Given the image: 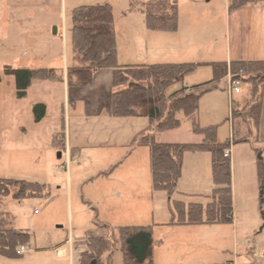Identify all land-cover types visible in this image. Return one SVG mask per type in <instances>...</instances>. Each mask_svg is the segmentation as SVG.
I'll list each match as a JSON object with an SVG mask.
<instances>
[{"label":"rangeland","instance_id":"374dc122","mask_svg":"<svg viewBox=\"0 0 264 264\" xmlns=\"http://www.w3.org/2000/svg\"><path fill=\"white\" fill-rule=\"evenodd\" d=\"M12 2L14 8L10 6ZM255 2L264 4V0ZM103 5L113 9L114 31L123 62L137 63L133 61H140L148 52L146 38L151 35L144 20L150 12L178 13L180 40L190 50L187 62L204 63L208 61L204 60L206 51L220 50L225 45L227 19L222 13L225 0H1L0 180L44 184L49 196L17 200L11 194L0 200V214L10 213V222L29 229L31 235L26 255L17 258L0 255V264H70L69 259H58L55 254L70 229L74 230L75 243L83 244L98 232L106 238L118 239V225H149L154 220L165 223L171 217L169 207L173 208V200L152 189L147 148L133 153L124 147L120 133L111 136L113 128L106 118L88 116L86 103L71 105L66 112L64 85L60 81H33L27 95L19 98L14 77L5 73L7 67H12L52 69L61 75L65 54L69 56V66L76 65L71 42L72 12L79 7ZM63 19L67 33L64 37L61 32L55 36L54 29L62 26ZM54 20L57 24H52ZM191 49L195 51L193 61ZM212 80L210 68L203 67L170 88L167 94L171 97L182 87L191 88ZM226 83L224 78L202 87L206 92L200 102V125L217 126L219 143H232V102ZM245 98V93L233 97L235 101ZM40 104L46 106V116L37 122L34 108ZM180 119L182 126L177 130L159 133L152 126L150 133L162 144L202 143L203 137L193 133L190 121L183 115ZM138 122L140 128L148 124L146 119ZM65 133L66 146H62L57 141ZM70 146L79 152L72 156L75 163L66 170ZM230 150L234 221L193 229L191 253L196 256L191 264H230L228 261H233L238 249L235 243L247 240L251 246L240 249L245 253L244 264H263L251 255L249 259L248 254L264 249V184L258 177L260 163L264 166V143L254 140L249 144L232 143ZM119 162L123 164L110 177L122 190L123 200L117 203L112 202L110 195L114 191L109 183L95 177L111 163ZM211 166L209 153L186 152L175 199L206 205L214 189ZM98 217L109 226L108 232L96 226ZM35 248H52L55 253L30 258V250ZM123 258L118 243L110 264H124Z\"/></svg>","mask_w":264,"mask_h":264},{"label":"trees","instance_id":"16d2710c","mask_svg":"<svg viewBox=\"0 0 264 264\" xmlns=\"http://www.w3.org/2000/svg\"><path fill=\"white\" fill-rule=\"evenodd\" d=\"M258 0H228L229 11L240 9ZM73 28L71 42L78 65L67 69L66 81L69 88H87L93 84L94 76L101 70L112 71V115L117 119H146L148 127L137 135L134 144L149 151L152 189L172 198L178 193L177 186L183 173V158L186 152H207L211 155L214 189L206 205L173 200L170 225L204 226L226 225L234 221L232 190V163L225 153L232 143L259 141L264 102V61L220 63H164L151 65H121L118 60L117 38L114 31V12L110 5L79 7L72 12ZM145 24L153 32L176 33L178 13L173 15L147 13ZM210 66L214 80L191 88L182 87L171 97L167 92L198 69ZM235 77L245 74L248 86L247 99L243 106L232 101V143H219L217 126L202 127L199 122L200 102L213 82L226 78L228 73ZM6 75L13 76L19 98L27 95L33 81H63V74L52 69H14L7 67ZM197 91V93H195ZM237 105V107H235ZM37 122L46 116V106L34 108ZM191 123L195 135L203 137L200 144L158 143L152 126L157 132L177 130L182 126L180 116ZM65 138V135H62ZM58 140V138H57ZM61 140V139H60ZM61 143V142H60ZM59 143V144H60ZM259 181L264 184V166L260 163ZM13 195L17 200L31 197H47L45 185L26 181L0 180V200ZM118 239L89 238L87 252L82 254L80 264H110L106 262L121 246L124 264H154V234L152 226H125L117 228ZM31 235L8 226L0 217V255L17 258L16 251L28 245Z\"/></svg>","mask_w":264,"mask_h":264},{"label":"crops","instance_id":"0c3cea01","mask_svg":"<svg viewBox=\"0 0 264 264\" xmlns=\"http://www.w3.org/2000/svg\"><path fill=\"white\" fill-rule=\"evenodd\" d=\"M10 6L11 8H14L15 4L12 2ZM222 13H224L227 19L225 45L224 47H221L220 50L212 48L211 50L206 51V59L204 60L208 61H203V64L220 62H227L228 64H230L233 62L264 61V4H257L256 2H253L240 9L229 11L228 0H225V7ZM62 23V26H58L57 34L55 36H58L60 32L62 34V37L66 35L67 28L65 26L64 19ZM52 24H57V20H54ZM146 31L149 33V35H151L147 36L146 38V41L148 40V52L143 56V58H141L140 61H133L137 63H130L131 61L123 62L120 59V45H118L117 43L119 64L151 65L164 63H190L187 62V60H189L188 56L190 55V50L186 46L187 44L184 41L180 40V31H177L176 33L153 32L148 31L147 28ZM193 56H195V51L194 49H191V61L194 60L192 59ZM76 65H78V62L76 63ZM68 67H70L69 56L68 54H65V61L61 73L64 76V80L60 81L64 85L65 111L67 112L71 105L76 107L79 102L86 103L88 104L87 109L89 110L88 116L92 118L96 117L99 120L103 117L106 118L113 128L111 131V136L113 137V134L118 135V133H120L119 136H121V139H123L124 147L132 150L133 153L136 152L138 149L143 148L136 146V144H134V140L138 134L147 129L148 124L145 127L140 128V126H138V121L140 119H117L114 118L112 115V71L101 70L97 72L94 76L93 84L90 87L69 88L66 81V73ZM206 67L210 68L211 73L213 75V69L210 66H205V68ZM200 69H198L197 71H199ZM243 93L247 95V85L244 87ZM246 99L247 98L242 101H235L234 99V101L243 106L246 102ZM141 126H144V124H141ZM64 135L65 138L61 136V141H57L61 142L62 146H66V133ZM258 138L259 141L256 143H264V102L261 116V125L258 131ZM77 149H73L72 146H70V151H67L66 170H68L71 164L75 163L72 159V156H77L76 154L77 152H79ZM230 154V158H232L231 150ZM120 164H123V162H119L118 164L111 163L109 167H107L103 171H100V173H98V175H96L95 177V180L102 178L103 180L105 179L109 183L110 190L114 191L111 192L112 195H110L112 196V202L117 203L123 200L121 195L122 190L121 188H119V191L117 185H115L116 183L111 182L110 177L115 172L114 169L118 168V165ZM91 181H93V179ZM168 199L170 201L177 200L175 199V197H173V199ZM169 208L171 217L165 223H158V221L154 220V223L149 225L126 224L118 225V227L116 228L125 226H152L154 234V264H191V261L196 256L191 253V231H193V229H195L196 227L201 226L170 225L172 221V208L171 206ZM0 217L7 221L9 227L17 231H26L30 233L29 229L18 228L14 226V223L10 222V213L5 212L3 213V215L0 214ZM96 226L106 231L109 228V226L104 221L102 222L100 218L99 224H96ZM74 235V230L70 229L66 235L65 242L60 247L56 248V253L52 250V248H35L30 250V258H34L35 255H42L51 251L56 254V258L58 259H69L70 264H76V257H78V264H80V258L82 254L87 252L88 240L86 241V243L76 244L74 240ZM90 238L106 237L104 233L98 232L96 235L91 236ZM249 242L250 241L247 240L240 243H235V247L236 249H238L235 252V257L233 261H228V263L244 264L245 253L242 252L240 249L243 247L251 246L249 245ZM29 247L30 243L28 244V248ZM255 254H258L260 256L256 257ZM113 255L114 253L107 257V263H110ZM250 255L251 258L253 257L256 260H260L261 263L263 262L264 264V249H260L258 252L253 251V254L250 251L248 257ZM251 258L249 257V259ZM255 264L257 263L255 262Z\"/></svg>","mask_w":264,"mask_h":264},{"label":"built area","instance_id":"2783aa9c","mask_svg":"<svg viewBox=\"0 0 264 264\" xmlns=\"http://www.w3.org/2000/svg\"><path fill=\"white\" fill-rule=\"evenodd\" d=\"M227 84H226V90L230 93L231 102L234 100V95H239L243 93L244 87L246 86L245 83V74L244 72H241L238 76H233L231 72L228 73L227 77ZM230 151H227L225 153V157H230ZM38 211H36V214ZM249 245H251V242H249ZM28 253V245H22L18 247L16 254L17 256L21 257ZM256 257H259L260 255L255 254Z\"/></svg>","mask_w":264,"mask_h":264},{"label":"water","instance_id":"95a60500","mask_svg":"<svg viewBox=\"0 0 264 264\" xmlns=\"http://www.w3.org/2000/svg\"><path fill=\"white\" fill-rule=\"evenodd\" d=\"M54 34H55V35L57 34V28L54 29ZM61 157H62V154L59 153V154H58V158L61 159ZM93 264H96V263H93Z\"/></svg>","mask_w":264,"mask_h":264}]
</instances>
